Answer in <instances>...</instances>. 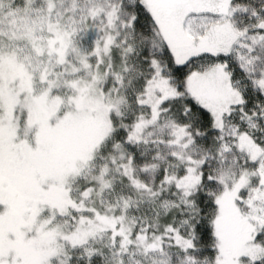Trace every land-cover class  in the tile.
I'll list each match as a JSON object with an SVG mask.
<instances>
[{
	"label": "snow or ice",
	"instance_id": "snow-or-ice-1",
	"mask_svg": "<svg viewBox=\"0 0 264 264\" xmlns=\"http://www.w3.org/2000/svg\"><path fill=\"white\" fill-rule=\"evenodd\" d=\"M0 264H264V0H0Z\"/></svg>",
	"mask_w": 264,
	"mask_h": 264
}]
</instances>
